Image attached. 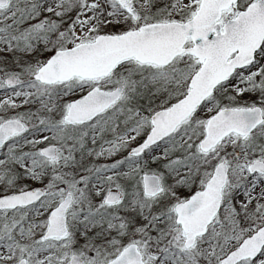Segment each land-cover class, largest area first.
<instances>
[{
  "label": "snow or ice",
  "instance_id": "obj_1",
  "mask_svg": "<svg viewBox=\"0 0 264 264\" xmlns=\"http://www.w3.org/2000/svg\"><path fill=\"white\" fill-rule=\"evenodd\" d=\"M0 264H264V0H0Z\"/></svg>",
  "mask_w": 264,
  "mask_h": 264
}]
</instances>
